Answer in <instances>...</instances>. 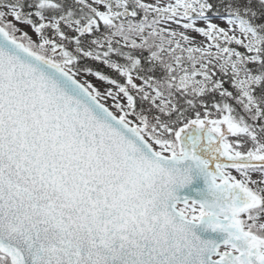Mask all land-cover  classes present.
I'll use <instances>...</instances> for the list:
<instances>
[{"label": "snow or ice", "instance_id": "6c2138e0", "mask_svg": "<svg viewBox=\"0 0 264 264\" xmlns=\"http://www.w3.org/2000/svg\"><path fill=\"white\" fill-rule=\"evenodd\" d=\"M0 264H264V0H0Z\"/></svg>", "mask_w": 264, "mask_h": 264}, {"label": "rangeland", "instance_id": "374dc122", "mask_svg": "<svg viewBox=\"0 0 264 264\" xmlns=\"http://www.w3.org/2000/svg\"><path fill=\"white\" fill-rule=\"evenodd\" d=\"M89 79H92V78L90 77ZM93 83H96V81H95V80H93Z\"/></svg>", "mask_w": 264, "mask_h": 264}]
</instances>
